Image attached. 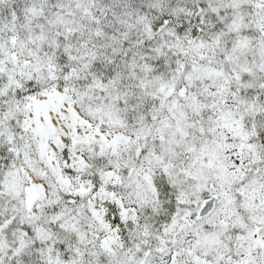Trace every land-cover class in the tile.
Masks as SVG:
<instances>
[{
  "label": "snow or ice",
  "instance_id": "6c2138e0",
  "mask_svg": "<svg viewBox=\"0 0 264 264\" xmlns=\"http://www.w3.org/2000/svg\"><path fill=\"white\" fill-rule=\"evenodd\" d=\"M0 264H264V0H0Z\"/></svg>",
  "mask_w": 264,
  "mask_h": 264
}]
</instances>
